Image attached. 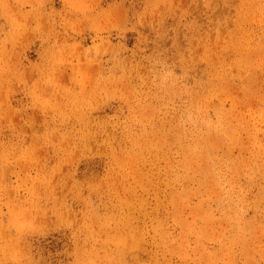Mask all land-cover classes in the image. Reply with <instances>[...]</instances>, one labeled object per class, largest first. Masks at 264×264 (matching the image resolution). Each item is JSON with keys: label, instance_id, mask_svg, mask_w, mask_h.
<instances>
[{"label": "rangeland", "instance_id": "obj_1", "mask_svg": "<svg viewBox=\"0 0 264 264\" xmlns=\"http://www.w3.org/2000/svg\"><path fill=\"white\" fill-rule=\"evenodd\" d=\"M0 264H264V0H0Z\"/></svg>", "mask_w": 264, "mask_h": 264}]
</instances>
